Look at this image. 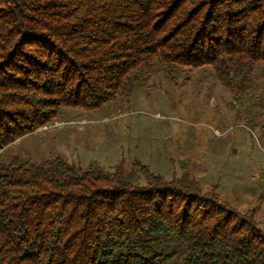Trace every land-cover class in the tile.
I'll return each mask as SVG.
<instances>
[{
    "label": "trees",
    "instance_id": "1",
    "mask_svg": "<svg viewBox=\"0 0 264 264\" xmlns=\"http://www.w3.org/2000/svg\"><path fill=\"white\" fill-rule=\"evenodd\" d=\"M161 61L171 75L211 65L220 80L264 61V0H0V151L55 120L131 95ZM83 170L56 156L0 162V264H264V230L184 171L137 161Z\"/></svg>",
    "mask_w": 264,
    "mask_h": 264
},
{
    "label": "rangeland",
    "instance_id": "2",
    "mask_svg": "<svg viewBox=\"0 0 264 264\" xmlns=\"http://www.w3.org/2000/svg\"><path fill=\"white\" fill-rule=\"evenodd\" d=\"M56 156L83 170L121 166L137 184H146L137 161L168 179L187 171L204 190L252 211L264 230V61L225 84L211 65L171 75L156 60L131 95L90 110L65 107L1 149L0 162ZM153 249L166 264H183L186 256L168 231Z\"/></svg>",
    "mask_w": 264,
    "mask_h": 264
}]
</instances>
